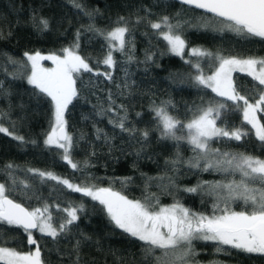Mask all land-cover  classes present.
Segmentation results:
<instances>
[{"label": "trees", "instance_id": "trees-1", "mask_svg": "<svg viewBox=\"0 0 264 264\" xmlns=\"http://www.w3.org/2000/svg\"><path fill=\"white\" fill-rule=\"evenodd\" d=\"M79 3L84 6L83 10L74 7L71 0H0V84L3 85L0 88V124L14 135L24 137L21 142L0 133V183L8 187L9 197L29 210L50 205L57 222L65 214L56 205L63 208L69 204H83L79 220L70 226L68 233L53 239L32 231L44 264H74L76 252L73 248L78 240L81 242L79 264H155L152 257L145 258L144 242L117 228L98 201L56 181H42L28 169L53 172L76 184L111 188L131 200L144 201L151 194L152 202L158 199L159 206L179 202L193 212L212 215L215 196L208 193L206 186L196 192L185 189L203 182H227L232 175L189 168L186 163L173 171L167 161L175 159L177 153L183 161H188L194 152L185 141L177 143L161 138L152 109L171 101L169 114L187 123L196 106H206L210 101L223 102L226 108L221 120L229 128L243 127L249 135L240 141L216 138L211 146L222 152H244L264 158V144L243 121L242 112L232 101L217 96L211 89L195 86L189 78L194 70L185 62L196 59L190 54L191 48L226 56L264 57V40L246 39L230 31H215V23L211 29L198 27L203 22L201 16L208 19L212 15L174 0H79ZM84 11L93 12L94 16L90 18ZM164 16L170 17L172 23L188 22L182 30L188 45L183 58L170 53L167 42L149 26L148 21L156 22ZM33 17L48 19L49 28L39 30ZM119 17L130 21L132 31L128 38L134 44V59L129 62L127 56L114 51L117 63L110 69L97 64L106 53V41L87 28L92 24L107 31L115 26ZM138 17L142 19L137 24ZM78 31V52L87 58L94 71L78 74L79 95L65 113L67 132L73 138L72 159L80 165L79 169H73L61 159V149L44 143L53 119V106L50 97L28 83L31 62L25 53L39 51L60 55L62 49L77 42ZM147 54H154L151 60H146ZM202 64L205 72L211 74L210 61L203 60ZM95 70L110 72L112 79L95 75ZM232 75L242 94L251 97L252 87L257 82L244 72ZM109 95L114 103L109 101ZM121 104L127 112L126 126L136 129L134 135L109 123L110 119H118L117 112L119 116L125 115V109L119 108ZM110 107L116 111L108 112ZM258 116L264 122V114L258 113ZM221 120L217 121L218 126H223ZM97 129L101 130L99 134ZM143 130L149 132L146 140L141 136ZM8 164L14 165L11 176L6 170ZM159 177L165 179H149ZM168 177L175 183L169 184ZM13 178L16 185L12 183ZM235 178L240 179L239 173ZM20 182L29 187L25 188ZM231 207L241 211L244 205L237 201ZM216 214H220L219 211ZM0 245L21 252L35 249V245L28 244L27 233L22 228L4 222H0ZM192 247L194 254L188 257L190 264H264V254L248 253L229 245L195 240ZM217 247L224 250L217 252ZM160 254L159 250L155 253Z\"/></svg>", "mask_w": 264, "mask_h": 264}, {"label": "snow or ice", "instance_id": "snow-or-ice-1", "mask_svg": "<svg viewBox=\"0 0 264 264\" xmlns=\"http://www.w3.org/2000/svg\"><path fill=\"white\" fill-rule=\"evenodd\" d=\"M184 5L202 9L205 13H211L210 19L200 17L203 24L198 27L212 26L215 21V31H230L244 38H260L264 40V0H180ZM77 9L83 10L84 6L79 0H71ZM84 14L92 18L93 12L84 11ZM179 15V14H177ZM142 18H137L140 23ZM33 23L43 31L49 28V20L46 18L33 17ZM130 21L125 17H119L115 26L105 31L90 24L87 28L95 32L106 41V53L97 64H103L108 68H114L117 61L114 51L127 56L129 62L134 59L132 49L134 44L128 38L132 29ZM149 26L157 30L156 34L167 42L168 51L181 58L185 55L188 47L182 35L184 23L177 20L172 23L168 16L161 17L159 21H148ZM79 31L77 42L72 47L62 49L60 55H41L39 51L35 54L25 53L31 62V74L28 83L39 89L40 93L51 98L53 106V119L50 122V130L44 141L46 146H55L61 149V159L66 161L73 169H79L80 165L73 161L71 150L73 138L67 132V120L65 113L69 104L79 95L76 87L77 79L81 72L92 73L87 58L78 52ZM190 54L195 60L185 61L193 68L194 74H189L195 86L211 89L219 97L232 101L234 106L242 112L243 121L251 126L256 138L264 144V122L258 113L264 114V57L224 55L220 52H212L202 48H191ZM152 55L147 54L146 60H151ZM11 60V58H9ZM42 60H51L55 67L45 68L41 66ZM203 60L210 61L211 74L205 72ZM12 63H17L12 60ZM244 72L257 82L252 87L253 95L242 94L233 80L234 72ZM95 75L105 76L112 79L110 72L95 70ZM3 85L0 84V88ZM119 88L120 86L117 85ZM109 101H112L109 95ZM171 101L163 102L152 109L156 117V126L162 139H172L187 142L194 152V156L188 161H183L179 153L170 163L173 171L177 166L186 163L189 168L201 169L202 171L214 170L231 174L232 179L227 182H203L197 187L186 188L185 191L196 192L198 188L207 187L209 194L215 196L212 215L193 212L183 204L176 202L168 206H159V200L153 203L150 194L141 200H131L120 192L111 188L97 187L95 184H76L69 179L61 178L53 172H45L28 169L42 181L52 180L66 186L74 192L82 193L91 197L104 206L106 213L112 223L122 229L125 233L144 242L145 258L152 257L155 264H190L188 257L194 254L193 241H212L218 245H229L233 248L248 253L264 254V158L257 157L244 152H222L213 148L211 142L216 138H229L236 141L242 140L249 135L243 127H232L221 120L222 111L226 108L223 102H208L206 106H196L192 118L183 123L169 114L168 107ZM125 109L124 105H119ZM108 112H115V108H109ZM139 115V113L137 114ZM118 119L109 120L114 127L134 135L136 129L126 126L127 112ZM221 120L223 126H218ZM101 130L97 129L98 134ZM0 133L13 136L14 139L24 142L23 136L14 135L8 128L0 124ZM181 133V134H178ZM143 139L149 136L148 130L141 132ZM34 143V141H33ZM203 162V164H202ZM13 164H8L6 170L11 171ZM239 173L240 179L235 178ZM164 180L165 177L149 178ZM168 183L174 184V180L168 177ZM13 185L17 182L13 178ZM24 184V182H20ZM25 188L29 185L24 184ZM8 187L0 183V222L7 225L22 228L27 233V241L35 245L34 250L21 252L14 248L0 245V264H44L41 258V249L37 240L33 237L32 230L47 235L53 239L68 233L77 220L79 213L83 211V204H69L61 208L55 207L65 215L58 219L54 218L51 206L44 204L31 210L20 203L9 198ZM237 201L244 205L243 210L235 211L231 206ZM219 211L220 214H216ZM85 239H89L85 237ZM80 241H76L73 251L76 252V261L79 264ZM157 250L160 255H155ZM224 249L217 247L216 251Z\"/></svg>", "mask_w": 264, "mask_h": 264}, {"label": "rangeland", "instance_id": "rangeland-1", "mask_svg": "<svg viewBox=\"0 0 264 264\" xmlns=\"http://www.w3.org/2000/svg\"><path fill=\"white\" fill-rule=\"evenodd\" d=\"M208 19H210V18H208ZM206 20H207V19H206ZM200 23L203 24V22H200ZM214 23H215V21L213 20L212 25H213ZM204 28L211 29V26H209V27H204ZM41 55L46 56V55H50V54H41ZM57 55H59V54H57ZM40 63H41V66H42V67H45V68H53V67H55V65L53 64V62H52L51 60H42Z\"/></svg>", "mask_w": 264, "mask_h": 264}, {"label": "water", "instance_id": "water-1", "mask_svg": "<svg viewBox=\"0 0 264 264\" xmlns=\"http://www.w3.org/2000/svg\"><path fill=\"white\" fill-rule=\"evenodd\" d=\"M174 1H176V2H178V3H180V4H182L181 2H180V0H174ZM184 5V4H183ZM186 6H189V5H186ZM189 7H192V8H194L193 6H189ZM196 9V8H195ZM197 10H199V11H202V12H205L204 10H202V9H197ZM207 14H211V13H207ZM212 15V14H211ZM9 198H11V197H9ZM12 199V198H11ZM14 200V199H13ZM15 201V200H14ZM15 202H17V201H15ZM17 203H19V202H17ZM21 204V203H20ZM23 205V204H22ZM23 206H25V205H23ZM26 207V206H25ZM32 231H36L35 229H33Z\"/></svg>", "mask_w": 264, "mask_h": 264}]
</instances>
